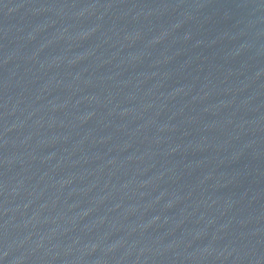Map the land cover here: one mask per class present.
I'll use <instances>...</instances> for the list:
<instances>
[{
	"label": "water",
	"instance_id": "obj_1",
	"mask_svg": "<svg viewBox=\"0 0 264 264\" xmlns=\"http://www.w3.org/2000/svg\"><path fill=\"white\" fill-rule=\"evenodd\" d=\"M0 264H264V0H0Z\"/></svg>",
	"mask_w": 264,
	"mask_h": 264
}]
</instances>
